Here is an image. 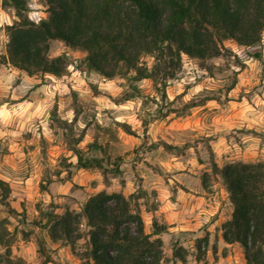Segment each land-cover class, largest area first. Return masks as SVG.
<instances>
[{"label": "rangeland", "instance_id": "1", "mask_svg": "<svg viewBox=\"0 0 264 264\" xmlns=\"http://www.w3.org/2000/svg\"><path fill=\"white\" fill-rule=\"evenodd\" d=\"M26 5L30 19H48L45 0H27ZM17 19L13 8L0 0V179L10 185L9 203L28 219L27 224L40 218V210H80L84 200L78 196L90 193L89 187L95 192L134 193L142 211V205L154 204L146 203L152 196L143 186L170 182L175 173L205 176L207 190L216 192L222 180L212 172L213 160L221 165L230 160L264 162V35L263 41L251 48L226 40L219 58L197 60L182 54V66L174 76L161 69L158 80H131L133 71L107 79L80 64L85 52L51 41V57L67 54V73L29 77L2 62L6 26ZM254 51H260L261 58L252 57ZM141 63L150 69L159 65L150 54L143 55ZM54 109L68 122V128L52 118ZM122 123L129 124L134 133L124 131ZM79 137L78 147L84 156L104 158L110 170L108 183L101 168L77 167L69 143ZM93 143L101 148H92ZM116 162L120 173L112 171ZM45 182L53 192L50 197L41 190ZM229 212L230 205H223V216ZM143 218L146 231L151 230L149 216L143 214ZM10 220L13 229L16 218ZM223 221L213 232L202 234L208 236V242L203 244L198 264H246L243 249L223 245ZM21 230L18 228L12 245L16 258V248L25 239ZM195 236H172L164 245L166 260L176 239L187 246L181 245L188 261L196 258ZM84 247L82 238L77 251Z\"/></svg>", "mask_w": 264, "mask_h": 264}, {"label": "trees", "instance_id": "2", "mask_svg": "<svg viewBox=\"0 0 264 264\" xmlns=\"http://www.w3.org/2000/svg\"><path fill=\"white\" fill-rule=\"evenodd\" d=\"M45 2L48 19L35 21L25 14L27 0H2V5L13 8L18 17L6 26L8 42L2 62L29 77L46 74L62 77L67 73L69 58L67 54L51 57V41L85 52L80 64L107 79L133 71L131 80H158L161 69L174 76L182 66V54L197 60L219 58L223 56L226 40L251 48L260 44L264 35V0ZM145 54L154 55L159 65L153 69L143 66L141 59ZM250 55L259 59L262 53L254 51ZM163 79L165 84L166 78ZM52 118L69 127L56 109ZM121 126L127 133H134L129 124ZM81 140L79 137L69 143V150L77 156V167L101 168L108 183L110 170L104 158L84 156L78 147ZM90 146L101 148L94 143ZM112 171L121 172L117 162ZM212 172L221 178L232 204L230 218L221 224L224 241L242 246L246 264H264V162L230 160L220 166L213 160ZM47 183L41 184V190L51 194ZM202 184L209 188L205 176ZM10 193V185L0 179V247L3 249L0 264H31L12 256V245L19 231L17 224L13 229L9 227L10 217L25 224L29 222L9 203ZM135 197L134 193L125 195L122 191L101 189L91 194L80 210L71 207L63 213L40 210V218L30 223L47 228L53 242L70 245L72 253L84 264H163L166 257L160 234L167 231L168 225L153 220V229L147 232ZM21 231L24 238L32 232ZM178 234L188 235V232ZM82 238L85 247L78 252L76 244ZM207 242V235L195 239L197 259H201L203 244ZM171 247L175 259H186L178 239ZM40 250L45 257L39 264H45L50 261L48 250L42 246Z\"/></svg>", "mask_w": 264, "mask_h": 264}, {"label": "crops", "instance_id": "3", "mask_svg": "<svg viewBox=\"0 0 264 264\" xmlns=\"http://www.w3.org/2000/svg\"><path fill=\"white\" fill-rule=\"evenodd\" d=\"M22 73L25 74L23 71ZM220 151H222V149ZM178 164L180 163L178 162ZM217 164L222 166L219 163ZM186 175L187 173L185 172L175 173L172 175V178L168 179L170 182L158 181L152 185L143 186V188L150 193V196H152L150 200H146V203H148V201H150L149 203H153L154 201V204L150 207H147L145 204L142 205V216L143 214L149 216L151 226L153 220L168 225L167 231L160 234L164 245L167 244V241L170 240L172 236L180 232H188V234L192 235L196 234L195 237H202L204 232L206 234L211 233L216 230L217 225H219L221 221L229 219L232 213V204L228 192L221 181L218 182L221 185L220 189L216 190V192H211L204 188L202 178L199 176L188 177ZM87 190L90 191V193L86 192L84 197L79 195L78 198L80 197V199L85 201L96 191L91 187L87 188ZM106 190L112 192L108 189ZM50 193L51 194L47 193L49 197L53 192L50 191ZM227 204L230 205V212L229 215L223 216V205ZM26 220L28 219L26 218ZM16 224L19 229L32 231L27 238L22 239L15 251L17 257L22 258L25 262L39 264L44 259L45 253H42L40 256V252L38 251L40 244L42 247L48 249L50 261L45 264H84L80 258L72 253L70 245L53 242L47 228L25 224L18 219H16ZM152 229L147 232H151ZM220 232V239L223 241V245L243 249L239 243L225 242L222 237L221 229ZM181 245L187 247L185 243H181ZM193 246V244H190V249L192 251L194 249ZM209 253L210 250H207L208 258ZM166 256L169 260H166L164 264H198V259L195 257L192 261H188V258L184 261L175 259L173 257L172 247L168 248ZM210 261V263L214 262L213 260ZM213 264L221 263L215 262Z\"/></svg>", "mask_w": 264, "mask_h": 264}, {"label": "built area", "instance_id": "4", "mask_svg": "<svg viewBox=\"0 0 264 264\" xmlns=\"http://www.w3.org/2000/svg\"><path fill=\"white\" fill-rule=\"evenodd\" d=\"M6 41L8 42V38H6ZM9 65V64H8Z\"/></svg>", "mask_w": 264, "mask_h": 264}]
</instances>
